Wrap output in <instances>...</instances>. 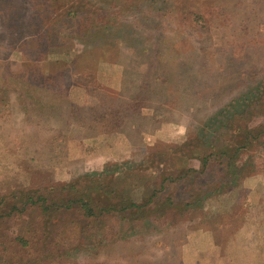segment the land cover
I'll list each match as a JSON object with an SVG mask.
<instances>
[{"label": "rangeland", "instance_id": "1", "mask_svg": "<svg viewBox=\"0 0 264 264\" xmlns=\"http://www.w3.org/2000/svg\"><path fill=\"white\" fill-rule=\"evenodd\" d=\"M227 118L261 135L232 160L230 142L232 165L203 167ZM263 133L264 0H0V197L69 184L66 200L95 180L112 202L175 201L115 226L113 242L81 232L50 264H264ZM29 216L14 236L31 234Z\"/></svg>", "mask_w": 264, "mask_h": 264}, {"label": "trees", "instance_id": "2", "mask_svg": "<svg viewBox=\"0 0 264 264\" xmlns=\"http://www.w3.org/2000/svg\"><path fill=\"white\" fill-rule=\"evenodd\" d=\"M199 17H204L202 13L195 12ZM203 20V19H202ZM196 21V20H195ZM203 24V23H199ZM58 64V63H57ZM241 102H236L233 106L238 108L241 106ZM257 106V105H255ZM221 113V110L219 111ZM217 113V112H216ZM238 117V116H237ZM235 118V117H234ZM236 119V118H235ZM243 119V117H240ZM213 123L215 121L209 119ZM208 120V121H209ZM220 121V118L218 119ZM223 120V121H222ZM222 123H218V127H214L216 132L220 133L217 139L223 144V146L216 152L213 151L210 154L203 155V158H200L202 161L203 167L208 165L210 161L209 158L213 155L219 156V158L229 160L226 166L232 165L230 162L229 146L233 142L232 140L237 139V145L233 146V150L235 153L231 155V160L236 158L238 152H240L242 146L247 144H254L255 140L260 137L261 133L258 132V127L254 129L244 130L242 133L237 135V132L232 130L231 125L235 122L230 119H222ZM258 133L254 135V132ZM236 134V135H233ZM264 135V133L262 134ZM200 136L199 135L198 144H200ZM239 136V138L237 137ZM221 139V140H220ZM197 140H190L187 145L197 144ZM211 140V138H210ZM231 142V143H230ZM239 143V145H238ZM200 146L204 148L207 147L206 143H201ZM212 148V147H211ZM169 156H165L169 162L177 165V161L187 162L191 156H196L198 152L194 151L193 154L190 155L192 151H177L172 150ZM235 155V156H234ZM199 156V155H198ZM199 158V157H198ZM202 167V169H203ZM190 172H198L196 169L187 168L186 171H183L180 175L182 177H188ZM179 176V177H180ZM81 183H84L83 181ZM97 184V181L92 180V183L88 185L89 187H85L83 190L70 185L68 189H73L72 195L73 198L69 199H58L60 196V192L65 190L68 185H51L49 187H43L42 189H25L14 191L11 194H8L6 198L3 196L0 197V252L3 255L9 251V260L13 258L14 264H27V257L35 256L36 260H34L35 264L43 263V261L48 262L49 264L52 262H56V260L62 259L65 252L70 250L69 248L74 247L76 239L82 234L89 235L87 239L94 241L92 238L94 235L108 233L111 234L110 241H114V235H112L118 226L125 222L126 220H138V218H143L147 216V211L154 212L153 217L158 216V211H156V207L153 204H156L154 201L159 200L162 205L159 207L160 212H164L163 207L169 203L172 205V202L164 201L163 197L165 195V199L170 201L169 194L166 195L164 191L161 192L160 196L156 199V193L151 195V197L147 200V202L143 205L139 200L130 199V203H122L121 198L117 202H112L111 198H103L99 194L94 191V185ZM164 186V184H163ZM89 191V197H81V192ZM112 192H115L112 190ZM124 193V192H123ZM119 194V193H118ZM174 195H176L174 193ZM199 196V194H198ZM118 197H120L118 195ZM64 198V197H63ZM124 195V202L129 200ZM97 200V201H95ZM100 202L99 205L97 202ZM96 202V203H94ZM76 203H80L78 206H75ZM132 208V211H127V208ZM147 209L143 214L135 215V211L138 209ZM141 212V211H140ZM143 212V211H142ZM17 213H29L31 216L30 226H32V230L29 232L30 235H17L14 236L10 230L9 226ZM58 216H61L58 218ZM138 224V223H137ZM136 224V225H137ZM7 225V227L5 226ZM82 230V231H81ZM112 230V231H110ZM138 229V233H139ZM40 236H43L41 239ZM7 237V238H5ZM8 237L11 239V246L8 244ZM99 241V239H97ZM10 241V240H9ZM44 242V246L42 249V253L40 252V245ZM106 241L100 240V244L103 245ZM47 245V247H46ZM13 247L18 248L17 254H11V251H16ZM22 250V252H21ZM58 259V260H59ZM1 261V259H0ZM8 261L5 260V263ZM4 261L2 262V264ZM29 264H31L29 262Z\"/></svg>", "mask_w": 264, "mask_h": 264}]
</instances>
